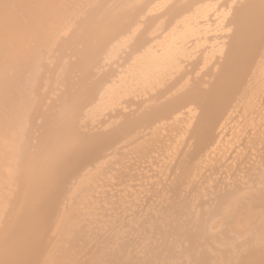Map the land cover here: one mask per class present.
Instances as JSON below:
<instances>
[{
	"label": "bare ground",
	"instance_id": "1",
	"mask_svg": "<svg viewBox=\"0 0 264 264\" xmlns=\"http://www.w3.org/2000/svg\"><path fill=\"white\" fill-rule=\"evenodd\" d=\"M0 264H264V0H0Z\"/></svg>",
	"mask_w": 264,
	"mask_h": 264
}]
</instances>
